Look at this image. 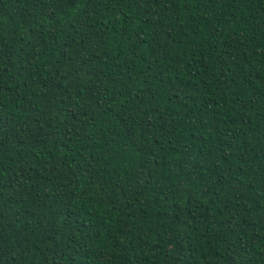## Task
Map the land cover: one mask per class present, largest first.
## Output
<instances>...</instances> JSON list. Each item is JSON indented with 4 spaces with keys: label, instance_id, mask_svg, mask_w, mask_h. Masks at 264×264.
I'll return each instance as SVG.
<instances>
[{
    "label": "trees",
    "instance_id": "trees-1",
    "mask_svg": "<svg viewBox=\"0 0 264 264\" xmlns=\"http://www.w3.org/2000/svg\"><path fill=\"white\" fill-rule=\"evenodd\" d=\"M0 264H264V0H0Z\"/></svg>",
    "mask_w": 264,
    "mask_h": 264
}]
</instances>
